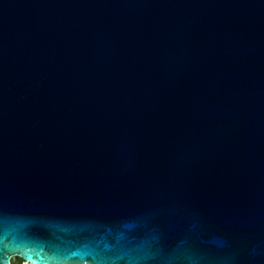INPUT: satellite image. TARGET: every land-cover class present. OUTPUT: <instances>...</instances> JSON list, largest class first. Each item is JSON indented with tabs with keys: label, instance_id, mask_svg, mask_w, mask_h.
<instances>
[{
	"label": "water",
	"instance_id": "95a60500",
	"mask_svg": "<svg viewBox=\"0 0 264 264\" xmlns=\"http://www.w3.org/2000/svg\"><path fill=\"white\" fill-rule=\"evenodd\" d=\"M264 264V0H0V264Z\"/></svg>",
	"mask_w": 264,
	"mask_h": 264
},
{
	"label": "rangeland",
	"instance_id": "374dc122",
	"mask_svg": "<svg viewBox=\"0 0 264 264\" xmlns=\"http://www.w3.org/2000/svg\"><path fill=\"white\" fill-rule=\"evenodd\" d=\"M11 262L12 264H20V262L17 261V257H12Z\"/></svg>",
	"mask_w": 264,
	"mask_h": 264
},
{
	"label": "built area",
	"instance_id": "2783aa9c",
	"mask_svg": "<svg viewBox=\"0 0 264 264\" xmlns=\"http://www.w3.org/2000/svg\"><path fill=\"white\" fill-rule=\"evenodd\" d=\"M29 263V261H27V260H22L21 262H20V264H28ZM11 264H12V262H11Z\"/></svg>",
	"mask_w": 264,
	"mask_h": 264
},
{
	"label": "trees",
	"instance_id": "16d2710c",
	"mask_svg": "<svg viewBox=\"0 0 264 264\" xmlns=\"http://www.w3.org/2000/svg\"><path fill=\"white\" fill-rule=\"evenodd\" d=\"M22 260H23V259L17 257V261H18V262H21Z\"/></svg>",
	"mask_w": 264,
	"mask_h": 264
},
{
	"label": "bare ground",
	"instance_id": "6f19581e",
	"mask_svg": "<svg viewBox=\"0 0 264 264\" xmlns=\"http://www.w3.org/2000/svg\"><path fill=\"white\" fill-rule=\"evenodd\" d=\"M28 264H32V263L29 262Z\"/></svg>",
	"mask_w": 264,
	"mask_h": 264
}]
</instances>
